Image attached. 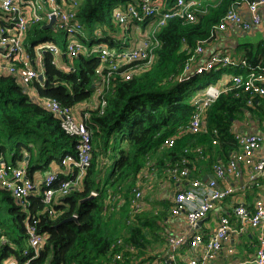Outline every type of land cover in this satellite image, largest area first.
I'll return each mask as SVG.
<instances>
[{"label":"trees","instance_id":"16d2710c","mask_svg":"<svg viewBox=\"0 0 264 264\" xmlns=\"http://www.w3.org/2000/svg\"><path fill=\"white\" fill-rule=\"evenodd\" d=\"M136 1L80 0L78 16L84 29L76 34L78 39L71 40L87 48L86 35L92 34L95 38L91 42L117 49L131 47L132 40H137V28L148 31L149 22L124 26L115 20L114 11L119 5ZM163 1L171 7L177 0ZM244 2L247 0H203L206 10L197 13L196 21L168 20L157 33L160 45L150 68L129 80L120 75L114 78L104 110H89L92 159L81 189L59 196L53 215L45 211L42 191L22 200L0 184V264L10 260L26 264L30 258L27 264H134L136 260L128 254L114 261L119 241L153 249L167 242L163 221L171 212L169 200L131 215L138 175L148 172L150 166L158 167L157 173L161 174L165 164L185 157L191 159L190 165L197 172L203 164L225 162L239 147L232 131L234 123L247 119L261 124L264 120V96H258L250 105L243 95L231 90L222 93L207 109V132L178 135L179 127L187 125L195 112L192 100L197 95L193 94H203L208 85L217 83L227 72L221 69L182 80L184 65L200 40L206 43L216 38L212 36L214 27L225 13ZM44 26L45 22H30L26 29L24 45L34 58L40 45L56 43L66 51L71 41L62 32L63 39L47 38L40 44L35 35L49 30ZM259 44L242 45L249 62L256 63L264 55V43ZM42 55L43 80L24 84L17 74L7 70L0 73V164H26L34 181L36 175H46L55 168L60 179L65 177L63 169L73 165L64 164V156H77V139L65 133L60 118L45 106V100L55 98L70 107L89 101L100 64L99 57H89L82 51L73 57L64 54L62 62L67 69H63L52 62L55 56L48 50ZM174 134L178 135L174 145L165 146V140ZM213 139L218 143L213 144ZM197 146L206 148L202 155L187 151ZM155 173H148L149 181ZM93 191L97 194L81 201ZM74 214L77 220L62 222ZM34 219L39 231L48 236L36 256L33 250L24 254L28 247L27 222ZM153 258L148 255L143 260Z\"/></svg>","mask_w":264,"mask_h":264},{"label":"built area","instance_id":"2783aa9c","mask_svg":"<svg viewBox=\"0 0 264 264\" xmlns=\"http://www.w3.org/2000/svg\"><path fill=\"white\" fill-rule=\"evenodd\" d=\"M79 3L80 0H0V73L7 70L17 74L24 84H30L39 79L40 74H43L44 79V50L55 56L52 62L58 66H61L60 58L64 54L71 57L80 55L82 51L87 54V48L76 40L68 43L66 51L56 43L40 45L36 58L31 56L24 45L30 22L48 24L55 17V31L64 32L67 36L83 32L84 25L78 16ZM202 6L203 0H177L171 7H166L163 0H137L135 3L119 5L114 11L115 20L124 26L131 22H149L150 28L144 32L145 36L134 46L122 49L100 44L95 92L77 111L75 107L62 105L55 98L45 100V106L60 118V125L65 133L77 139V156L67 154L63 158L64 164L73 165V169L67 173L70 177L60 179L58 172H50L41 182L45 211L54 214L53 206L59 199L56 198L57 193L66 196L74 188L81 189L83 177L92 159V133L87 122L89 110H104L107 104L106 94L117 75L129 80L133 75L150 68L156 60V48L160 45L157 33L168 20L180 18L184 22H194L197 13L206 10ZM257 29H264V0H247L225 13L215 25L212 36L217 37L228 30L250 33ZM204 43L205 40H200L194 48L184 65L181 79L187 80L194 74L221 69H233L234 73L226 75L224 86L218 85L219 80L208 85L203 94L193 98L195 112L187 125L179 127L178 135L182 132H207L206 111L224 92L234 90L236 95H243L250 105L258 96H264V58L256 63L249 62L245 57L234 56L231 49L226 47L206 50ZM64 67L63 64L60 68ZM261 124L264 126V120ZM213 131L217 133V129ZM232 131L239 147L231 152L227 161H213L212 177L204 179L194 176V167H191L189 157L180 162L167 163L162 170L161 176L175 184L172 193L166 195L171 202V214L185 218V229L180 233L168 232L165 246L157 251L119 241L120 249L116 252L114 261L121 260L128 254L136 260L134 264H164L167 258L171 259L172 264H182L177 257L181 254L180 249L185 248L192 251L193 255L183 264H207L220 256L225 247L227 254H233L234 247L227 244L233 236L245 233L251 227L259 230L253 243L254 253L249 260L233 264H264V130H238L233 125ZM178 135L174 134L166 139L164 145L173 146ZM212 142L218 143L215 139ZM205 150V147L197 146L187 151L202 155ZM158 169L150 166L148 172L138 175L131 198V215L145 208V194L149 189L147 185L151 182L148 173L157 172ZM146 183L148 184L145 186ZM0 184L22 200H26L39 188L29 177L26 164L15 166L1 162ZM248 188L254 192L252 204L239 195ZM92 193L97 194L94 191ZM232 197L236 198L230 212H225L220 204ZM216 209L221 210V214L209 234L198 232L199 222ZM37 223L35 219L27 222L28 247L24 250L26 255L33 250L36 256L48 239L47 234L39 231ZM151 251L159 255L143 260V252ZM30 260L31 258L26 264ZM7 264H15V260H10Z\"/></svg>","mask_w":264,"mask_h":264},{"label":"crops","instance_id":"0c3cea01","mask_svg":"<svg viewBox=\"0 0 264 264\" xmlns=\"http://www.w3.org/2000/svg\"><path fill=\"white\" fill-rule=\"evenodd\" d=\"M135 32H136V39L137 40L136 41L132 40V42H131L132 46L137 44L142 39V37L144 35L143 31L139 27L137 28V30ZM252 35H260L261 39L259 40V42H257V43L244 42V44L247 43V44H251V45L255 46L259 43H261V44H262V42L264 43V29H257L253 32H250V33H243L242 31H239V30H235V31L228 30V31H225L224 33L219 34L216 38L210 39L209 41H207L205 43V48H206V50H212L215 48L226 47V48L231 49V51L234 53L235 56L246 57V53L244 52L243 46H242V49L239 53V56L236 55L237 54L236 48L240 45L238 43L242 37L249 38ZM221 38L225 39L227 43L225 44L224 41L221 40ZM259 58L263 59L264 56L262 55ZM60 60H61V66H63L62 57L60 58ZM232 73H234L233 69H227V72L222 75L218 85L224 86L225 84H223V82L226 79L225 78L226 75H230ZM87 102L88 101H85V102H82V103L76 105L75 110L77 111V109L79 107L81 108ZM234 129L258 132V131L264 130V126L260 123L244 119L243 121L235 122L234 123ZM201 167L202 168L199 169V172L193 173L194 172L193 171L192 174H195L194 176L203 177V178L204 177L207 178L208 176L212 175V166L211 165L208 166V165L203 164ZM57 169L58 168H55L54 172H59V170L57 171ZM72 169H73V166H66L63 169V172L65 174H67ZM161 174L156 172L155 175L153 177H151L152 178L151 182L149 184L148 183L145 184V186L148 184L147 187L149 188L145 194V198L147 197V201H145V203H146L145 207L147 206L146 207L147 209L151 208L152 206L159 207L158 204H160L161 200H168L166 198V195L171 194L174 187H175V184L173 183V181L168 180L167 178H163L161 176ZM43 176L45 177L46 175H36L35 182L39 185V188L37 190H34L35 193L41 192L40 186H41V182L44 178ZM56 195H57L56 198L58 199V197L60 196L59 193H57ZM239 195L245 197V199L247 198V200L249 202H251V204H252L254 192L251 191L250 188H248L245 192H240ZM235 198L236 197L228 198V199L221 202L220 205L222 206V208L225 212H230L231 206L233 205ZM152 200H153V202H152ZM168 214H169V216L163 221V226H164V229L167 232V234L170 231L175 232V233L182 232L185 229V225H186L185 218L184 217H174L170 211L168 212ZM220 214H221V210H219V209L212 211L209 214V216L202 221V223L200 225L199 224L197 225L198 232L209 234L211 229L216 225L217 219L219 218ZM211 217H213V221H211V223H209L208 226H204L205 220H208ZM250 228L251 227H249L245 233L233 236L232 240L229 242V244H227V245L231 244L234 247L235 252L233 254H231V255L227 254L226 247H225L220 256L216 257L213 260L208 261L207 264H233L235 262H244V261L249 260L252 256V254L254 253L253 243H254V240H256V238L258 236V232H259V230L256 229L257 234L255 235L254 232L249 230ZM166 232H165V234H166ZM244 237H248V239H244ZM244 242L249 243V245H248L249 249H246L245 251H242V252L236 251L237 243L242 244ZM165 244H166V242H165ZM165 244L161 247L155 246L154 249L153 248H149V249H153V251L161 250V248L164 247ZM153 251L143 252V254L145 256L151 255L153 257H154V255H155V257L159 255V254L152 253ZM179 253H181V254L177 258H178L179 262H180V260H183L182 262H180L182 264L185 263V261L187 260L188 257L193 255L192 251H190V250L187 251L185 248L180 249ZM166 263H167V260H166Z\"/></svg>","mask_w":264,"mask_h":264},{"label":"rangeland","instance_id":"374dc122","mask_svg":"<svg viewBox=\"0 0 264 264\" xmlns=\"http://www.w3.org/2000/svg\"><path fill=\"white\" fill-rule=\"evenodd\" d=\"M48 29L49 30L40 31V32H38L35 35L36 40L40 44L46 43V42H42V41L44 39H47V38H57V39L60 40V39H63L65 37V34L62 33L61 31H55L53 28H48ZM144 32H146V31H143V33ZM94 36L95 35H92V34L86 35V42H87V46H88L87 47V55L89 57H95V56H97V54H98V48L100 46V44L97 41L96 42H91V39L95 38ZM71 39H78V36H76V35H74V36H68V40H71ZM260 39H261V36L260 35H252L249 38L242 37L241 40L238 43L240 45L236 48V53H237L236 55L239 56V53H240V51L242 49V45L244 44V42L257 43V42H259ZM221 40H223L225 44L227 43L225 39L221 38ZM101 45H103V44H101ZM63 69H67V66L65 65V67ZM195 95H198V92L197 91L193 94V96H195ZM196 172H197V170H195L193 173H196ZM193 175H195V174H193ZM211 221H213V217H211L208 220H205L204 226H208L209 223H211ZM249 230L252 231V232H254L255 235L257 234V230L256 229L250 228ZM244 239H248V237H244ZM248 245H249V243H247V242H244L242 244L237 243V245H236V251H238V252L245 251L246 249H249L248 248Z\"/></svg>","mask_w":264,"mask_h":264},{"label":"water","instance_id":"95a60500","mask_svg":"<svg viewBox=\"0 0 264 264\" xmlns=\"http://www.w3.org/2000/svg\"><path fill=\"white\" fill-rule=\"evenodd\" d=\"M54 21H55V17H53V19H52L48 24H45L44 27H46V28H53V23H54ZM39 79H40V80L43 79V74H40V75H39ZM211 177H212V175H211ZM204 179H206V177H204ZM93 195H95V194L92 193L91 196H88V197H86V198H83L81 201L88 200V199H90ZM77 218H78V216H77L76 214H74V215L71 216V217L65 218L62 222H65V221H71V220H77ZM201 223H202V221L199 222V225H200ZM166 260H167V264H172V261H171L170 258H167Z\"/></svg>","mask_w":264,"mask_h":264},{"label":"clouds","instance_id":"9594fccd","mask_svg":"<svg viewBox=\"0 0 264 264\" xmlns=\"http://www.w3.org/2000/svg\"><path fill=\"white\" fill-rule=\"evenodd\" d=\"M64 174H65V173H64ZM65 175H66V176H70V175H68V174H65ZM66 176H65V177H66ZM62 178H63V177H62ZM66 178H68V177H66Z\"/></svg>","mask_w":264,"mask_h":264}]
</instances>
